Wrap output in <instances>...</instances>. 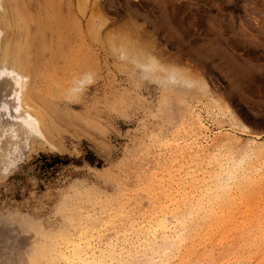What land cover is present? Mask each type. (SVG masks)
<instances>
[{
    "label": "rangeland",
    "instance_id": "rangeland-1",
    "mask_svg": "<svg viewBox=\"0 0 264 264\" xmlns=\"http://www.w3.org/2000/svg\"><path fill=\"white\" fill-rule=\"evenodd\" d=\"M13 1L1 61L25 80L0 106L21 93L38 121L0 112V264H72L89 243L117 264H236V207L183 244L157 225L244 163L264 219V0Z\"/></svg>",
    "mask_w": 264,
    "mask_h": 264
},
{
    "label": "bare ground",
    "instance_id": "bare-ground-1",
    "mask_svg": "<svg viewBox=\"0 0 264 264\" xmlns=\"http://www.w3.org/2000/svg\"><path fill=\"white\" fill-rule=\"evenodd\" d=\"M17 1L18 0H15L13 3H15L14 5H17L18 7L19 4H17ZM48 4L47 10L49 12L53 11V14L51 17H48L47 21L45 20L44 22L40 23L36 22V28L40 34H35L33 36L32 43L38 45L37 51L40 50V47L45 48V45H47V41L45 39L46 33L43 35V29L46 27V25H49L48 21L55 19L54 7L51 9V6ZM48 30L49 27H47L46 32H48ZM10 51L4 54L5 59L1 61L3 53H1L0 50V85L10 80H15L13 86H21V81L25 80V77L15 70L16 68L22 69L21 62L17 56L12 55V50ZM138 53H140V51ZM15 75L17 76L16 79ZM22 95L23 94L17 92L10 94L7 99V101L10 103L1 105L0 112L6 116H9V120H13L15 116L14 114L18 116L25 114L27 118H23L24 123L22 126L30 131H35L37 127H35L32 122H37L38 120L36 121L34 119L35 117L33 118L32 115L28 113L27 110H25ZM12 103H14L13 107L10 106ZM12 108H14L15 111H12ZM198 125L199 123H195L194 126L196 127ZM244 164L240 165L239 167L236 165L231 170L228 169L225 177L226 183L224 185L221 183L222 185H218V187L216 186L214 191L207 190L208 193L204 192L206 193V199L200 201L197 204V208L190 207L186 212H182L179 210V208L174 207L172 210L164 213L157 225L158 228L163 229L164 231L174 230L177 240L180 244L187 243L189 241L191 242L195 237L200 235V231L202 232L204 230L203 228L206 227L208 223H214L217 215V221L221 226L227 221L232 224V221L229 219V215L231 213L230 211L236 207V223L231 227L233 228L232 232H234L236 240V264H264V219L254 223L256 218L255 211L260 207L258 206L259 204L255 202L260 194V189L257 188L259 187V184H256L255 179L251 176L252 174L250 175L249 172H247L248 169L244 167ZM235 197L236 206L233 199ZM152 227L154 226L151 225L150 229ZM93 244L94 243H89L82 249L73 250L68 256V261L72 264H117L115 261H112V258L109 259V257L105 256V250L102 249L100 250V255L97 257L95 256V253L92 254L91 257L89 256L90 258L85 257V255L82 253L85 252V254H87L88 252L86 253V250L93 249ZM246 247H248L249 250L247 255H244L243 249ZM96 248L97 247L95 244L94 249ZM184 258L185 259H180L179 263L177 264H188L189 262L187 256Z\"/></svg>",
    "mask_w": 264,
    "mask_h": 264
}]
</instances>
